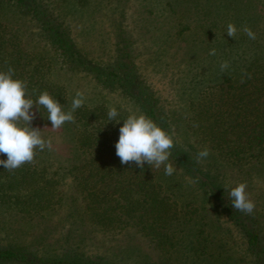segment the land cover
I'll use <instances>...</instances> for the list:
<instances>
[{"label":"rangeland","instance_id":"obj_1","mask_svg":"<svg viewBox=\"0 0 264 264\" xmlns=\"http://www.w3.org/2000/svg\"><path fill=\"white\" fill-rule=\"evenodd\" d=\"M164 1L96 0L84 9L80 8L79 0H43V5L71 25L77 47L102 65H116L118 48L128 44L133 63L168 111L177 142L196 159L200 150L210 147L203 138L184 131L190 97L185 89L187 84L180 89L184 65L176 63L178 55L197 50L200 52L197 56L204 61L217 63L249 54V47L264 51V0H169L174 13L161 6ZM113 21L118 24L116 27L111 25ZM229 23L237 28L235 38L227 35ZM0 24L8 36L19 38L21 45L35 56L52 55L46 40L39 35L36 18L10 1L0 0ZM133 26L141 27V32ZM245 26L256 34L254 40L244 33ZM121 27L126 28L128 36L122 43ZM178 31L182 34H177ZM205 31L214 35L208 32L203 36ZM240 35L247 37L239 40ZM213 48L216 54L210 55ZM54 68L56 72L59 70L58 79L66 87L69 103L66 111L77 90L85 92L83 105L89 107L103 103L108 109L116 107L119 115L138 110L117 90L97 84L91 75ZM33 110L36 118L32 126L40 128L45 139L52 140V149L46 148L40 161L48 164L50 173L55 172L53 193L49 199L43 197L40 205L30 206L38 209L35 213L19 212L18 205L14 208L0 203L1 247L25 249L44 259L75 254L81 261L89 258L103 264H256L239 225L224 209L230 208L236 213L234 218L264 233V157L232 165L209 150L210 155L199 164L210 175L220 177L222 185L216 196L169 157L175 171L171 176L163 171L162 183L166 190L176 191L173 198L179 204L188 203L194 220L185 222L177 217L167 236L153 238L140 228L136 216L134 222L115 219L105 223L111 225L101 226L104 223L87 213L82 193L87 170L77 169L87 166V162L86 156L74 152L72 122L53 129L43 107L34 106ZM240 182L246 183L249 199L255 204L252 215H244L232 207L229 192ZM26 193L29 190H23L20 198L27 197Z\"/></svg>","mask_w":264,"mask_h":264},{"label":"trees","instance_id":"obj_2","mask_svg":"<svg viewBox=\"0 0 264 264\" xmlns=\"http://www.w3.org/2000/svg\"><path fill=\"white\" fill-rule=\"evenodd\" d=\"M7 1L36 18L39 35L46 40L52 53L50 56L46 54L44 58L35 56L21 45L19 38L8 36L5 27L0 24V70L13 68L14 78L27 81V91L34 101L46 90L65 110L69 106L66 87L58 79L59 70L56 72L54 66L65 72H84L91 75L102 87L117 90L139 111L170 133H174L168 111L155 90L141 76L138 66L133 63L134 58L127 50L128 44L118 48L116 65H102L93 58H88L87 52L77 47L72 37L71 25L59 14L55 15L44 7L43 0ZM93 1L96 0H79V6L81 9L91 7ZM161 6L169 13L176 12L169 0L164 1ZM111 25L116 27L118 24L111 22ZM133 27L138 33L141 32V27ZM124 28L121 27L119 33L121 43L128 37ZM208 32L214 35L213 32ZM208 32H203V36H207ZM177 34L181 35L182 31ZM245 36L240 35L239 40H243ZM231 39L237 42L234 38ZM199 45L206 50L200 43ZM249 48V54L242 53L239 58L231 57L229 68L224 72L220 70L222 61L206 62L197 56L200 53L197 50L180 54L179 60H176L177 64L184 65L180 89L187 84L185 89L190 97L185 133L203 138L211 152H217L232 165H240L251 159L257 161L264 157V51L255 47ZM245 72L250 74V78L243 75ZM108 111L100 103L90 107L83 105L73 113L75 122H72L71 140L74 152L86 156L89 166H77V169L87 170L82 189L87 213L95 221L104 223L101 226H109L111 224L105 223L115 219L134 222L136 216L140 220V228L153 238L167 236L172 221L177 217H182L185 222L194 220V212L188 209V203L179 204L173 198L176 191L165 189V184L162 183L164 166L157 169L145 163L141 169L134 163L121 164L115 145L122 119L127 114L122 112L118 115L121 121L116 123L108 121ZM44 113L47 115L46 110ZM173 139L174 147L171 149L170 158L175 165L197 183L205 186L214 196L220 193V177L217 174L210 175L207 170L202 169L197 159L177 142L175 135ZM45 152L37 149L31 163L13 171L0 165V203L6 202L14 208L18 205L19 212L35 213L38 209L30 206L36 207L41 204L43 197H51L55 172L50 173L48 164L41 163V155ZM0 159L6 160L7 157L0 155ZM23 190H29V194L26 193L27 197L20 198ZM225 210L239 225L256 264H264V233L258 227L234 218L236 213L230 208L226 207ZM0 263L103 264L89 258L81 261L75 254L44 259L12 246H0Z\"/></svg>","mask_w":264,"mask_h":264},{"label":"clouds","instance_id":"obj_3","mask_svg":"<svg viewBox=\"0 0 264 264\" xmlns=\"http://www.w3.org/2000/svg\"><path fill=\"white\" fill-rule=\"evenodd\" d=\"M244 33L255 39L256 34L251 28L245 26ZM227 35L236 37L237 28L235 24L227 25ZM210 55H215L216 50H210ZM7 64V61H5ZM229 68V62L220 64L221 72ZM243 75L250 74L246 72ZM242 75V82H243ZM14 69L8 67L0 70V155H6L7 159H0V165L9 171L20 168L26 163H31L40 151L52 149V140L45 139L42 130L32 126L36 118L37 109L43 107L47 112V118L51 121V128L59 129L66 122H75L73 113L83 106L85 92L77 90L72 99L69 110H64L62 104L48 91H43L34 101L27 91V81L14 78ZM108 121L119 123V113L116 107H111L107 113ZM119 128V138L116 142V155L121 164L134 163L143 169L145 163L159 169L164 166L165 175L171 176L175 168L169 163L171 149L174 147V133H170L160 124L147 116L142 111H130ZM210 151L204 147L197 153V162L207 158ZM244 182L232 187L229 192L232 207L244 215H252L255 204L249 199Z\"/></svg>","mask_w":264,"mask_h":264}]
</instances>
